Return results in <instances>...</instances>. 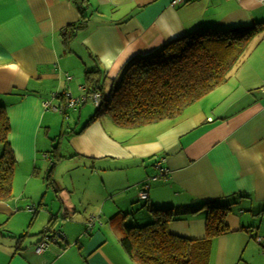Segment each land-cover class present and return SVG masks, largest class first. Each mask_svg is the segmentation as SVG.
<instances>
[{
  "label": "crops",
  "instance_id": "0c3cea01",
  "mask_svg": "<svg viewBox=\"0 0 264 264\" xmlns=\"http://www.w3.org/2000/svg\"><path fill=\"white\" fill-rule=\"evenodd\" d=\"M171 1L0 0V105L10 125L13 175L15 165L24 166L28 183L47 172L51 154L74 157L84 190L92 189L91 201L106 207L109 224L117 221L120 230L115 239L98 227L81 230L96 212L76 218L82 201H39L45 208L31 213L26 207L35 201L9 198L0 201V264H136L120 245L125 226L150 221V208H172L169 231L203 239L201 205L211 200L228 206L229 230L211 239L207 264H264V246L255 239L264 238V32L250 40L225 82L173 119L121 129L108 116H93L91 100L61 113L42 106L45 99L64 103L51 98L54 92L84 93L86 71H99L110 89L128 61L197 28L239 30L264 21L259 0ZM77 4L86 6V19L64 44L62 29L80 20ZM69 179V188L78 189L77 177ZM143 182L146 199L138 197ZM103 198L111 203L100 205ZM70 214L73 224L58 221ZM38 217L43 226L32 228ZM59 225L61 239L36 252L44 228L54 232Z\"/></svg>",
  "mask_w": 264,
  "mask_h": 264
},
{
  "label": "trees",
  "instance_id": "16d2710c",
  "mask_svg": "<svg viewBox=\"0 0 264 264\" xmlns=\"http://www.w3.org/2000/svg\"><path fill=\"white\" fill-rule=\"evenodd\" d=\"M77 5L80 20L62 29L64 44L86 19V6ZM261 32H264V21L239 30L197 28L128 61L119 76L112 80L107 95L98 80L99 71H86V91L101 95L93 116H108L112 124L121 129H136L173 119L225 82L250 40ZM9 130L6 111L0 105V201L12 197L15 159L7 140ZM49 160L51 163L43 180L53 185L51 173L60 157L53 155ZM38 206L31 204L26 209L37 213ZM201 208L205 210L203 239L172 234L168 229L174 217L172 208H150L151 220L125 226L120 245L136 264H207L211 239L229 230L226 223L229 208L216 200L205 201ZM45 229L50 230L49 226Z\"/></svg>",
  "mask_w": 264,
  "mask_h": 264
},
{
  "label": "rangeland",
  "instance_id": "374dc122",
  "mask_svg": "<svg viewBox=\"0 0 264 264\" xmlns=\"http://www.w3.org/2000/svg\"><path fill=\"white\" fill-rule=\"evenodd\" d=\"M103 92L105 95H107L109 92L108 87L104 86ZM92 111H94V110L92 109ZM73 112H75V110H71V113H73ZM57 142H58V139H56V143ZM0 147H1V145H0ZM52 156H53V154H51L50 157H52ZM47 161H48V159H47ZM72 166H76V167H72ZM23 167L24 166H22L20 164L18 166L15 165V175H13V180H12V197L9 199L10 201H30V202L35 201V202H33L35 205H38L41 201L44 204L49 205V202L55 203V202L63 201L64 198H69V199H72L74 201H82L85 204L84 206L86 207V210L83 209L84 206H82V209H78V212L75 213L76 218L77 217L80 218L81 215L89 213L91 211L90 209H93V208L96 212L90 213V215H88V217L86 218V220H87L89 217H95L94 225L90 229H87V226H85L81 230H84L85 232H87V231L91 232L94 230V228L98 227L102 230L104 229V231H106V233L110 232L109 233L110 236L114 239L116 238V236L119 237L120 230L117 227L118 226L117 221L115 223H112L114 225L111 226L109 224V219H108L109 216L107 215L106 211L104 210V209H106V207H104V209L102 208V210L99 209V205H96L95 201H91L93 199V197L91 196L92 195V189L84 190V187L82 185V181H83V177H84L83 171L79 170L81 168H79L77 170V165L75 164V158L74 157H72V158L66 157L64 159L59 160V162L57 163V165L55 166V168L53 169V172L51 174V178L53 180V185L47 184L43 180L45 175H46V173H45L46 171L44 173H43V171H38L37 174L36 173L34 174V178H32L28 183H26L25 182V174L26 173H25V170ZM48 169L49 168H47V170ZM69 175L74 177V179H76V177H77L78 181H75L74 186H75V188H78V189L71 190L69 188V181H68ZM78 178H80V180ZM55 185L56 186L57 185L67 186L68 187L67 192L66 193L65 192H56L54 189ZM106 199L107 198H103V201H100L99 204L103 205L105 203V206H106V204L111 203V201H108V200L106 201ZM43 203L39 204V206H38L39 210L37 213H39V211H42L45 208ZM20 210L26 211L24 209V207H22V209H20ZM75 215L70 214L69 217L67 216V217H65V219H61L59 217L58 221L60 222V221L64 220L65 222L73 224V222L77 221L76 219H74ZM131 215H129V217L126 216V217H128L129 221H133L135 218L137 219V217H138V214H135V216L134 215L131 216ZM40 220H41V218L38 217V219H36L31 224L32 228L40 227L41 226ZM120 220H123L122 216L120 217ZM140 222H141L140 224H143L145 221H140ZM3 226H4V224H3ZM41 227L39 229H41ZM54 232H56V235L53 238L48 240V244L50 242H55L58 239L60 240L62 235H63V234L61 236L57 235L58 232H62L60 225L58 228L55 229Z\"/></svg>",
  "mask_w": 264,
  "mask_h": 264
},
{
  "label": "built area",
  "instance_id": "2783aa9c",
  "mask_svg": "<svg viewBox=\"0 0 264 264\" xmlns=\"http://www.w3.org/2000/svg\"><path fill=\"white\" fill-rule=\"evenodd\" d=\"M259 1L264 3V0H259ZM171 2L172 3H178V2H181V0H172ZM259 90L264 92V81L260 85ZM57 96H62L64 98V103L61 106L52 104L50 99L43 100L42 106L44 108H49V109H52L54 111L61 113L63 108H65V107H77V106H80L83 103H85L87 100L93 101V103H95V105L98 107L99 103H100V99H101V95L99 94V92L89 93L86 90L84 93L77 95V96H73L68 90H64L62 93L54 92V93H52L51 98H55ZM161 162H163V159H158V161L156 162V165L159 167L161 165ZM159 169H160V173H159L160 176L168 173L167 167H164V166L161 167L160 166ZM155 177L156 176H153L151 178H155ZM138 197L140 199H146L147 198V183H144L141 185V190L139 189ZM94 219H95V217H89L85 221V226H87V229H90L94 225ZM55 235H56V232H52L50 230L45 229L43 231L42 239L35 245V251L41 252V251L45 250L46 247L48 246V240L53 238ZM57 235L61 236L62 232H58ZM255 239L259 244L264 246V238L263 237L257 236Z\"/></svg>",
  "mask_w": 264,
  "mask_h": 264
}]
</instances>
